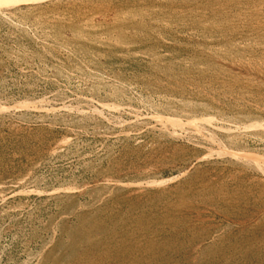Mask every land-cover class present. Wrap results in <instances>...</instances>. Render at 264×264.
<instances>
[{
	"label": "rangeland",
	"instance_id": "374dc122",
	"mask_svg": "<svg viewBox=\"0 0 264 264\" xmlns=\"http://www.w3.org/2000/svg\"><path fill=\"white\" fill-rule=\"evenodd\" d=\"M0 264H264V0H0Z\"/></svg>",
	"mask_w": 264,
	"mask_h": 264
}]
</instances>
